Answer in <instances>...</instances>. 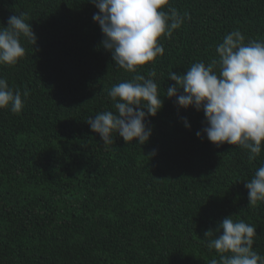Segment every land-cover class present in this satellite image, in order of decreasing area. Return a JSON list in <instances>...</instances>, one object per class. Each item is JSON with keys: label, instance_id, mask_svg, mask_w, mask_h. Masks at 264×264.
Here are the masks:
<instances>
[{"label": "trees", "instance_id": "1", "mask_svg": "<svg viewBox=\"0 0 264 264\" xmlns=\"http://www.w3.org/2000/svg\"><path fill=\"white\" fill-rule=\"evenodd\" d=\"M169 7L184 23L158 41L162 57L129 73L103 48L89 0H0V27L23 15L37 38L22 39L16 65H0L23 101L19 113L0 110V264H209L219 256L205 232L229 216L256 228L253 248L264 256V203L249 205L245 187L264 165V145L255 159L217 147L203 133V111L166 97L169 73L218 61L233 30L245 44L264 42V0ZM151 70L163 107L145 121L149 141L116 136L104 146L88 118L115 113L110 89Z\"/></svg>", "mask_w": 264, "mask_h": 264}, {"label": "clouds", "instance_id": "2", "mask_svg": "<svg viewBox=\"0 0 264 264\" xmlns=\"http://www.w3.org/2000/svg\"><path fill=\"white\" fill-rule=\"evenodd\" d=\"M89 2L98 9L93 20L102 31L103 48L111 53L115 65L129 73H137L139 67L162 57L164 47L158 41L171 37L186 16L169 7V0ZM22 39L36 45L31 24L23 15H12L7 27H0V65L14 66L25 56ZM244 40L239 30H233L216 47L218 61L207 65L196 62L180 75L169 73L174 83L166 97L175 98L179 108L203 111V133L213 145L239 146L248 151L249 159H255L264 145V42L245 44ZM155 76L151 70L147 78L136 74L131 81L114 85L109 96L116 112L104 111L88 118L91 131L99 135L104 146L114 144L116 136L126 144L135 141L142 146L149 141L152 131L145 121L163 107ZM22 108L21 93L0 78V110L16 114ZM184 123L189 127L186 120ZM197 137H201L200 132ZM245 187L249 205L264 203V165ZM255 237L253 225L226 217L215 231L205 232V238H211L208 247L219 256L209 264H264V256L253 248Z\"/></svg>", "mask_w": 264, "mask_h": 264}]
</instances>
